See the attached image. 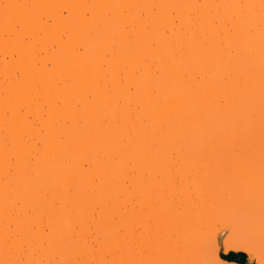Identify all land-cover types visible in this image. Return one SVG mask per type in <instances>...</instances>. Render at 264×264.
<instances>
[{"label":"bare ground","instance_id":"obj_1","mask_svg":"<svg viewBox=\"0 0 264 264\" xmlns=\"http://www.w3.org/2000/svg\"><path fill=\"white\" fill-rule=\"evenodd\" d=\"M218 224L264 257V0H0V264H147L156 230V264H238Z\"/></svg>","mask_w":264,"mask_h":264},{"label":"rangeland","instance_id":"obj_2","mask_svg":"<svg viewBox=\"0 0 264 264\" xmlns=\"http://www.w3.org/2000/svg\"><path fill=\"white\" fill-rule=\"evenodd\" d=\"M196 199H197V198H195V200H196ZM195 200H194V201H195ZM198 200H199V199H198ZM198 200H196V201H198ZM194 201H193V202H194ZM196 201H195V203H196ZM197 203H198V202H197ZM187 209H188V206H186V210H187ZM133 218H134V217H133ZM219 227H220V225L218 224V225L216 226V228L218 229V234H217L218 237L216 236V241H217L216 244L218 243L216 246H217V248H219L218 251H217L218 258H219V260L222 261V262H223V261H224V262H230V261H227V260H224V259L221 258V254H227L228 252L233 251V250H228V249L226 250V248H225V246H224V244H223L224 237L229 233V231H225V232L220 231V230H219V229H220ZM149 232H150V231H149ZM155 232H157L156 235H155V234L153 235V234H152V231H151V233H150L151 235L148 234L149 236H147L148 239H150V237L153 235V238L151 237L152 241H153V239H154V241L156 242V239H158V238H160V240L162 241L164 238L162 239L161 236L158 234V233H159V230H156ZM263 232H264V230H263ZM263 232L260 233V238H261V240H262L263 243H264V233H263ZM153 233H154V231H153ZM175 236H176V235H175ZM175 236L172 235L173 238H175ZM155 237H157V238L155 239ZM176 237H177V236H176ZM180 238H181V237H177L176 239H174V240H176V241H174V240L172 241V242H175V243H172V242H171L172 238L170 239V242L168 241L167 243H165V242H166V239H165L163 242L160 241L161 243L159 244L158 248L161 247L162 251H161V249H159V251H160L159 254L162 255L161 252H164V253H165V250L167 251L168 248L172 249L173 247H175V245H177V243H180V242H181V241H180V242L177 241V240H180ZM148 239L146 240V243H148V245H146V248H147V246H149V247H148V249H146V250H149L150 247H155L156 250H157V249H158L157 246H155V245L152 246V244L155 243V242L153 241V243H152V241H149L150 243H152L151 246H150V245H149L150 243L147 242ZM181 239H183L182 242L185 241V240H184L185 237H182ZM217 239H218V240H217ZM158 240H159V239H158ZM182 242H181V243H182ZM157 244H158V243H157ZM166 246H167V249H164V251H163V247H166ZM155 248H154V249H155ZM154 249L152 248V250H149V251H151V253H153L152 255H154V253L156 254L157 251H158V250H157V251L155 252ZM168 250H169V249H168ZM233 252H236V251H233ZM237 252H244V253H246V255H247V259H246V260H247V264H264V262H263L264 260L261 261L262 259H264V257L260 255V257H262V258H260V257H259V254L256 255L257 253L254 254V253L249 252V251H237ZM147 254H148V251H147ZM149 255H150V256H149ZM152 255H151L150 253L147 255V264L150 263V262H151V264H153V263L156 264V262H154L155 260L152 259V258L154 257V256H152ZM156 255H157V254H156ZM161 255H160V256H161ZM254 256H256V257H254ZM150 257H151V258H150ZM161 257H162V256H161ZM253 257H254V258H253ZM163 258H164V256H163ZM166 258H167V257H165V260H164L163 262H165V264H166V263L168 264L169 262H167V261H169V258H168V260H166ZM259 258H260V260H259ZM155 259H156V258H155ZM157 259L159 260L158 257H157ZM157 259H156V261H157ZM256 259H257V260H256ZM258 260H259V261H258ZM163 262H162V263H163ZM205 262H206L207 264H211V261H210V263H208V262H209L208 260H207V261H206V260H205V261L203 260V263H205ZM262 262H263V263H262ZM160 263H161V261H160ZM163 264H164V263H163ZM238 264H239V263H238Z\"/></svg>","mask_w":264,"mask_h":264},{"label":"trees","instance_id":"obj_3","mask_svg":"<svg viewBox=\"0 0 264 264\" xmlns=\"http://www.w3.org/2000/svg\"><path fill=\"white\" fill-rule=\"evenodd\" d=\"M221 258L230 262H236L239 264H247V255L244 252L230 251L227 254H221Z\"/></svg>","mask_w":264,"mask_h":264}]
</instances>
